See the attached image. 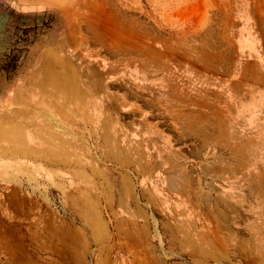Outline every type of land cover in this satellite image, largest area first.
Listing matches in <instances>:
<instances>
[{"label": "rangeland", "instance_id": "374dc122", "mask_svg": "<svg viewBox=\"0 0 264 264\" xmlns=\"http://www.w3.org/2000/svg\"><path fill=\"white\" fill-rule=\"evenodd\" d=\"M0 264H264V0H0Z\"/></svg>", "mask_w": 264, "mask_h": 264}, {"label": "trees", "instance_id": "16d2710c", "mask_svg": "<svg viewBox=\"0 0 264 264\" xmlns=\"http://www.w3.org/2000/svg\"><path fill=\"white\" fill-rule=\"evenodd\" d=\"M10 15V14H9Z\"/></svg>", "mask_w": 264, "mask_h": 264}]
</instances>
